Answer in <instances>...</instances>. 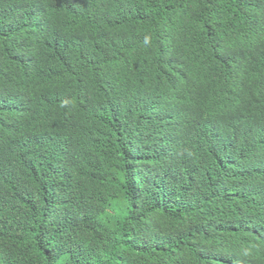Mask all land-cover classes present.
<instances>
[{
  "label": "trees",
  "instance_id": "1",
  "mask_svg": "<svg viewBox=\"0 0 264 264\" xmlns=\"http://www.w3.org/2000/svg\"><path fill=\"white\" fill-rule=\"evenodd\" d=\"M0 264H264V0H0Z\"/></svg>",
  "mask_w": 264,
  "mask_h": 264
}]
</instances>
